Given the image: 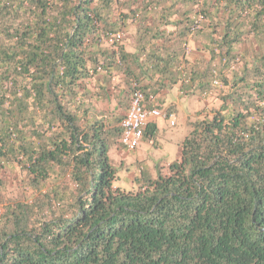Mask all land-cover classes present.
<instances>
[{"label": "trees", "instance_id": "obj_1", "mask_svg": "<svg viewBox=\"0 0 264 264\" xmlns=\"http://www.w3.org/2000/svg\"><path fill=\"white\" fill-rule=\"evenodd\" d=\"M175 85L219 106L119 186L97 105ZM0 264H264V0H0Z\"/></svg>", "mask_w": 264, "mask_h": 264}, {"label": "rangeland", "instance_id": "obj_2", "mask_svg": "<svg viewBox=\"0 0 264 264\" xmlns=\"http://www.w3.org/2000/svg\"><path fill=\"white\" fill-rule=\"evenodd\" d=\"M131 33H133V30L124 35H120V39L124 41L127 48H130ZM190 48L193 49L192 46H190ZM191 51L192 50L189 49V56L190 59L193 60L197 57V55L195 52ZM117 83L118 81L115 80L114 84ZM120 87H118V89H111L112 96L110 98V102L99 103L97 107L107 114H117L119 117H122L128 108L125 109L124 104L118 103V100L116 99L117 97H114V95H117L118 91L122 89ZM183 95L184 94H182V96ZM164 97V94L160 92L157 97V107L164 114L168 113L174 115V111L170 107L171 103L167 106H163L165 103ZM167 97L171 101L178 98L175 87L173 92L168 93ZM180 99L181 97H179V100ZM182 101V104H184V110L183 107L180 108L178 115L174 117L175 125H171V120L167 121L164 119H158L156 121L159 127V134L156 136L157 142L155 144L142 140L137 147V150L133 153H128L121 147H117V149L111 152V157L114 159L115 165L119 170L120 178L117 181L119 186L123 188L133 187L134 179L138 177L143 168L147 169L152 176H155L157 171L156 169L160 166H166L176 161L179 158V143L189 131V127L186 124L187 121H193L197 111L203 110L208 113L209 109L217 108L219 106V101H217L216 98H210L209 100L204 101L194 95H189L188 97H185V99H182ZM195 110L196 112L192 113ZM186 116L188 117L185 121L184 118ZM159 169L162 173H165V167ZM3 178L5 179L7 185L5 192L6 199H21L22 187L18 171L6 172L4 173Z\"/></svg>", "mask_w": 264, "mask_h": 264}, {"label": "built area", "instance_id": "obj_3", "mask_svg": "<svg viewBox=\"0 0 264 264\" xmlns=\"http://www.w3.org/2000/svg\"><path fill=\"white\" fill-rule=\"evenodd\" d=\"M129 108L119 123L121 128V145L128 151L135 150L143 137L144 130L148 124H153L159 118L171 120L175 125L172 114H164L152 99L146 100L144 94L134 88L129 100ZM154 102V101H153Z\"/></svg>", "mask_w": 264, "mask_h": 264}, {"label": "crops", "instance_id": "obj_4", "mask_svg": "<svg viewBox=\"0 0 264 264\" xmlns=\"http://www.w3.org/2000/svg\"><path fill=\"white\" fill-rule=\"evenodd\" d=\"M174 87L176 88V91H177V94H178V98L177 99H175V100H170V99H168V97H167V95H168V93H171V92H173V90H174ZM162 94H164V105L163 106H167L168 104H170L171 103V105H170V107L172 108V110L174 111V117H176L177 115H178V112L180 111L179 109L180 108H182L183 107V110H184V104H182V99H185V97H188V96H182V93L179 91V89H178V85H175V86H172V88H169V87H167L164 91H162ZM167 94V95H166ZM179 97H181V99L179 100ZM194 112H196V110L195 111H193L192 113H194ZM187 117L188 116H186L185 118H184V120L186 121L187 120ZM159 119H164V120H167L166 118H159ZM158 120V119H157ZM156 120V121H157ZM156 121L154 122L155 124H156V127H157V129H158V133H157V135L159 134V127H158V125H157V123H156ZM168 121V120H167ZM188 122V121H187ZM150 143V142H149ZM159 147H160V145H159Z\"/></svg>", "mask_w": 264, "mask_h": 264}]
</instances>
